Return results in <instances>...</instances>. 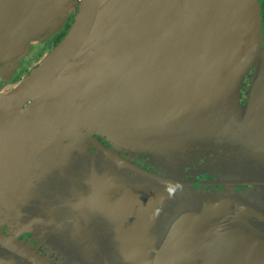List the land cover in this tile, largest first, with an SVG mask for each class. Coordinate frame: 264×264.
<instances>
[{"label": "water", "instance_id": "water-1", "mask_svg": "<svg viewBox=\"0 0 264 264\" xmlns=\"http://www.w3.org/2000/svg\"><path fill=\"white\" fill-rule=\"evenodd\" d=\"M78 7L59 44L0 91V264H66L26 232L58 253L93 247L99 264H187L202 226L198 264H264V192L237 191L264 166L260 0H0V66ZM198 165L226 190L197 189Z\"/></svg>", "mask_w": 264, "mask_h": 264}, {"label": "flooded vegetation", "instance_id": "flooded-vegetation-1", "mask_svg": "<svg viewBox=\"0 0 264 264\" xmlns=\"http://www.w3.org/2000/svg\"><path fill=\"white\" fill-rule=\"evenodd\" d=\"M261 4V15H262V24H263V34H264V0H260ZM79 11V7L77 8V11L72 14L69 18V20L66 23L65 28L62 30L61 33H58L51 37L49 40L42 42V41H34L32 43V49H30L29 54L25 55L21 60L20 63L16 64L15 62L12 63H5L0 66H4L5 69L3 71H0V91H6V90H12L16 84L21 81L24 77L28 76L35 67L39 65L40 60L46 56L48 53H50L58 44L59 42L64 38V36L68 33L70 28L72 27L77 12ZM62 34V38L60 41L56 42L55 38ZM264 46V43H263ZM251 84L250 80L248 79L246 81V85L242 87V105L247 106L248 99L250 98V89L248 85ZM98 139L102 141V143L107 147H112L111 143L103 138L100 135H95ZM94 151V150H92ZM257 151V150H256ZM258 152V151H257ZM144 157V156H143ZM142 158L139 163L146 169L151 170L155 173H159L157 168L151 167L148 162ZM148 160V159H147ZM205 163V160L203 159L201 161L200 165H203ZM200 165L195 167L188 168L189 172L192 174L191 176H188L189 180L194 182V185L199 189L201 186H204L208 191L212 190L214 192H221L225 191V186H223V181L218 179L217 176H214L211 172L205 171L204 168H202ZM252 176H251V183H247V181L238 183L237 184V191L240 192L242 190H254L257 191L258 187H264V166L262 165H256L252 168ZM0 230L4 231L5 233H9V227H0ZM36 236L31 232H26L25 234H22L20 236L21 239H25L26 242H29L34 246V249L42 253L45 256H50L54 261H59L61 259V254L58 253V251H53L52 248L48 246L47 243L37 241Z\"/></svg>", "mask_w": 264, "mask_h": 264}, {"label": "rangeland", "instance_id": "rangeland-1", "mask_svg": "<svg viewBox=\"0 0 264 264\" xmlns=\"http://www.w3.org/2000/svg\"><path fill=\"white\" fill-rule=\"evenodd\" d=\"M111 145H112V143H111ZM144 157H143V159H144ZM141 160H142V158H141ZM145 160H147V159L145 158ZM148 160H149V158H148ZM156 164L160 168L159 163H156ZM139 165H141V164L139 163ZM157 166L152 165V167H154V168H156ZM252 174H253V172H251V175ZM259 190L264 192V187L259 186L257 191H254V190H250V191L255 192L257 195H259L260 194ZM246 191H248V190L246 189V190H242L239 192L241 195L240 196L241 198L248 196ZM258 204L260 205L261 210L264 212V198L260 199ZM180 213H182V211L175 212L174 214H171L167 217L166 222L164 223V226H163V230L161 232V236H160V237H162V239H163L164 234L167 232L169 224ZM203 224L205 225L206 223H203ZM202 227L198 228L196 230L195 240L197 241V243L193 246L192 250H190V253L188 254V263L187 264H198L197 262L201 259L202 253L206 249L205 246L204 247H202V246L204 244H206V242H207V235L205 234L206 230H207V226L205 228H202ZM54 250L58 251L56 248H54L53 251ZM93 250H94V248L91 247L88 250L85 249L84 250L85 252L83 250L81 251V249L80 250L77 249V252H76V251L72 250L71 248H66L63 253H61V252L60 253H61L62 261L66 262V264H99L98 262L94 263V261L92 259H90V257H89V253L93 252ZM79 251H81V252L79 253ZM199 256H200V258H199ZM116 262L118 264H121V259H117Z\"/></svg>", "mask_w": 264, "mask_h": 264}, {"label": "trees", "instance_id": "trees-1", "mask_svg": "<svg viewBox=\"0 0 264 264\" xmlns=\"http://www.w3.org/2000/svg\"><path fill=\"white\" fill-rule=\"evenodd\" d=\"M61 38H62V34L58 35V36L55 38V41L58 42V41H60Z\"/></svg>", "mask_w": 264, "mask_h": 264}]
</instances>
